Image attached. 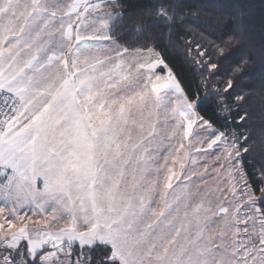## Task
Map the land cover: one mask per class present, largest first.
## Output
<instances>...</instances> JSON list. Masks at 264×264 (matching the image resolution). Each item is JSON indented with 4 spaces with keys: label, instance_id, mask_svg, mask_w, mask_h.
Masks as SVG:
<instances>
[{
    "label": "snow or ice",
    "instance_id": "obj_1",
    "mask_svg": "<svg viewBox=\"0 0 264 264\" xmlns=\"http://www.w3.org/2000/svg\"><path fill=\"white\" fill-rule=\"evenodd\" d=\"M257 15L264 35V0H0V264H264V90L257 117L249 58L220 75ZM205 23L233 31L180 42L201 96L158 48Z\"/></svg>",
    "mask_w": 264,
    "mask_h": 264
},
{
    "label": "trees",
    "instance_id": "obj_2",
    "mask_svg": "<svg viewBox=\"0 0 264 264\" xmlns=\"http://www.w3.org/2000/svg\"><path fill=\"white\" fill-rule=\"evenodd\" d=\"M128 5L132 6V9L138 6H149L154 4L157 0H124ZM199 3L201 0H195ZM215 3L220 5H228L235 3L236 0H214ZM259 3V0H257ZM232 27L230 25H216L213 24L211 28L208 24L193 25L191 31L181 32L178 36L173 37L176 42L175 46L165 47L161 45L158 50L165 58V62L173 68L174 72L177 74L178 78L182 80L184 86L189 90L190 94L193 95H205L206 92L210 91L202 85V77L199 75V69L197 66L193 65L190 61L186 60L184 53V44L180 43L181 40L184 42L191 40H196L201 43L206 42V40H212L219 42L221 39L227 38L232 34ZM204 34L205 39H201L199 33ZM165 44H168V40L165 37ZM242 56H247L251 61L248 69L243 73V78L240 79L237 91L243 90L244 92H254L255 95L251 98L250 108L255 111L257 117L259 116V94L264 90V35L261 34V29L259 26L258 15L257 22L255 24L253 35L249 41L240 47L234 49L230 55L229 60L222 61V69L220 75L223 76L227 70H229V65L233 62H238ZM236 93H233V96ZM202 112L206 114L210 119L213 120H223L222 114L211 102L206 103L202 106ZM230 126H234L232 121H225ZM249 160L246 159L245 163Z\"/></svg>",
    "mask_w": 264,
    "mask_h": 264
},
{
    "label": "rangeland",
    "instance_id": "obj_3",
    "mask_svg": "<svg viewBox=\"0 0 264 264\" xmlns=\"http://www.w3.org/2000/svg\"><path fill=\"white\" fill-rule=\"evenodd\" d=\"M161 71H165V70H163V67L161 66V69H160Z\"/></svg>",
    "mask_w": 264,
    "mask_h": 264
}]
</instances>
